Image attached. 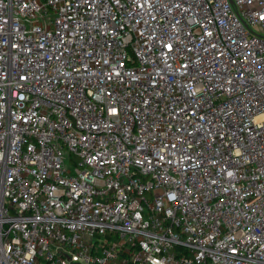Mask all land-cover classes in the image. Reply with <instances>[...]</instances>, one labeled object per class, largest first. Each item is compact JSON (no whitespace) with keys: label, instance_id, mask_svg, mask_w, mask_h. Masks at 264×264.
Wrapping results in <instances>:
<instances>
[{"label":"built area","instance_id":"2783aa9c","mask_svg":"<svg viewBox=\"0 0 264 264\" xmlns=\"http://www.w3.org/2000/svg\"><path fill=\"white\" fill-rule=\"evenodd\" d=\"M0 264H264V0H0Z\"/></svg>","mask_w":264,"mask_h":264},{"label":"rangeland","instance_id":"374dc122","mask_svg":"<svg viewBox=\"0 0 264 264\" xmlns=\"http://www.w3.org/2000/svg\"><path fill=\"white\" fill-rule=\"evenodd\" d=\"M70 161L68 159H66V165H69Z\"/></svg>","mask_w":264,"mask_h":264}]
</instances>
